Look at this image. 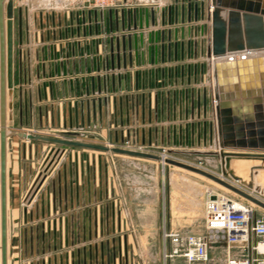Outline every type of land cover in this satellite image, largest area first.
Wrapping results in <instances>:
<instances>
[{"label":"crops","instance_id":"0c3cea01","mask_svg":"<svg viewBox=\"0 0 264 264\" xmlns=\"http://www.w3.org/2000/svg\"><path fill=\"white\" fill-rule=\"evenodd\" d=\"M154 1L119 0L117 7L101 11L89 8L84 0H23L26 17L22 44L17 15L22 4L20 0L13 1L14 89L9 95L13 108L8 118L12 135L8 139L7 171L9 264H186L181 256L165 263L162 219H167L168 228L183 238L205 234L209 184L196 174L174 167L168 169L165 186L159 162L148 159L67 148L35 200L30 205L27 200L52 146L18 134L66 137L65 111L68 118L69 109L74 111L75 104L83 100L80 88H85L86 80L97 76L98 63L102 64L109 54L110 41L116 40V34L109 29V13L153 6ZM172 2L157 0V5ZM96 13L107 16V30L101 22L99 34L95 31ZM146 68H135L133 72ZM152 68V87L148 75L145 87L140 75L139 90L133 85L128 91L117 92L116 106L112 103L105 109L101 120L97 115L94 122L91 116V127L81 132L78 140L109 147L121 146L126 140L149 145L152 140V145L165 146L177 155L197 156L200 160L223 154L229 172L235 173L232 162L243 163L251 176L255 167H264V149H221L219 144L223 140L219 137L213 148L175 146L167 127L182 123L161 121V97L176 87L168 86L167 77L164 88L155 87V66ZM211 75V71H206L205 82L192 88L203 90ZM197 79L200 80V66ZM210 87L215 98L218 88L214 85L212 88V84ZM53 113L55 124L59 115L61 126L53 127ZM47 186L51 213L46 204L42 215L40 195ZM168 247L172 251L175 245L169 243ZM209 256V264H226V246L213 244Z\"/></svg>","mask_w":264,"mask_h":264},{"label":"water","instance_id":"95a60500","mask_svg":"<svg viewBox=\"0 0 264 264\" xmlns=\"http://www.w3.org/2000/svg\"><path fill=\"white\" fill-rule=\"evenodd\" d=\"M20 2L22 5L17 15L20 44H22L26 11L23 8V0ZM154 2L153 6L109 13V29L112 34H116V40L110 41L109 54L102 64L98 63L97 76L86 80L85 88L83 86L80 88V96L83 100L75 104L74 111L69 109L68 118L65 111L63 127L66 131L64 136L68 138L18 134L32 142L52 146L28 193L29 205L39 194L46 179L58 167L67 148L161 162V158L154 154L78 140L81 137L80 133L91 127V116L96 122L97 115L101 120L105 109H108L112 103L114 107L116 106L117 92L128 91L133 85L139 90L140 75L144 82L143 86L145 87L147 74L149 87H152L153 65L155 87L161 85L164 88L166 77L168 86L171 87L173 84L176 87L166 97L165 95L161 97V121L182 123L167 127V131L172 133L175 146L179 144L181 147L185 145L201 148L203 145L204 148H213L216 137H219L223 140L219 144L221 149L225 147L264 149V56L214 62V59L227 54L264 49V0H173L166 6L157 5V0ZM15 15L13 1L0 0L1 264H9L7 171L8 139L12 134L8 130V118L10 109L13 108V103L9 102V95L14 89ZM83 22L85 23V19ZM94 22L96 34H99L101 22L104 24V30H107L106 14L101 17L96 13ZM198 66H200V80L197 79ZM135 68L146 69L142 72L138 70L133 72ZM205 71H211L214 87L218 88L215 98L209 89L211 87H205L203 90L192 88L193 85L205 82ZM185 85L187 88H177ZM54 116L53 113V127L56 124L61 126L59 115L56 124ZM116 140L118 142V138ZM149 145H152V140L149 141ZM68 157L70 158L69 154ZM165 162L170 166L202 176L264 210V189L254 182L245 184L233 174L234 180L251 189L254 188L263 198L186 163L174 160ZM260 170H264V167L257 166L251 178L254 179ZM57 174L60 175V170ZM54 187L55 179L52 180L53 197ZM49 196L50 190L47 186L40 195L42 215H45L46 204L48 213H51ZM35 205L36 208L40 207L38 202ZM55 211L53 201V212ZM56 226L57 222L56 225L54 223V227Z\"/></svg>","mask_w":264,"mask_h":264},{"label":"built area","instance_id":"2783aa9c","mask_svg":"<svg viewBox=\"0 0 264 264\" xmlns=\"http://www.w3.org/2000/svg\"><path fill=\"white\" fill-rule=\"evenodd\" d=\"M84 1L89 8L101 11L115 8L119 2V0ZM115 147L159 156L163 172L167 167L170 168L165 161L174 160L210 172L227 183L243 188L241 182L232 181L222 173L207 169L202 161L183 160L174 150L165 146L136 144L132 140H126L121 146ZM206 197L204 235L183 238L166 225L162 229L165 263L174 256H181L186 260V264H209L211 246L222 243L226 246L228 254L226 264H264V218L258 216L255 205L233 196L226 189L223 191L211 185L206 187ZM169 243L175 245L172 251L169 250Z\"/></svg>","mask_w":264,"mask_h":264},{"label":"rangeland","instance_id":"374dc122","mask_svg":"<svg viewBox=\"0 0 264 264\" xmlns=\"http://www.w3.org/2000/svg\"><path fill=\"white\" fill-rule=\"evenodd\" d=\"M209 81H208V86L210 87L211 86V84H212V86L214 85V80H212V75H211V79L209 78L208 79ZM208 86H206V87H208ZM111 147H115V146H111ZM179 158H181V159H183V160H188V161H191V162H199V161H202L203 163H204V165H205V167L207 168V169H209V170H211V171H213V172H216V173H219V174H224V175H226V176H228L229 177V179H231L232 181H235L234 180V176H233V171H230L229 172V168H227V162H226V160H225V156L223 155V154H221V155H219V157L218 156H211V157H203V159L202 160H200V158H198L197 156H190V157H184V156H178ZM153 161V160H152ZM155 162V161H154ZM170 168H174V166H170ZM175 168H177V167H175ZM257 167H255L254 169H256ZM168 169H169V167H167V169H166V171L165 172H163L162 171V169L160 168V174H161V177H162V179L164 180V182H165V186H167V183H168ZM180 169V168H179ZM182 170V169H181ZM181 172H188V171H181ZM188 173H190V172H188ZM193 174V173H192ZM197 175V174H196ZM197 176H199V175H197ZM202 179H204L205 180V182L207 183V184H209V185H211V186H214V187H216V188H218V189H220V190H225L223 187H221L220 185H218V184H215L214 182H212V181H209V180H207L206 178H204V177H202V176H200ZM251 177V176H250ZM251 183H253V181L251 182ZM241 184V186L243 187V188H245V189H247L249 192H251L252 194H254L255 196H257V197H261V198H263L262 197V195L260 194V193H257L255 190H254V188L253 189H251V188H249L247 185H245V184H243V183H240ZM166 189H167V187H166ZM227 190V189H226ZM228 192H230L233 196H237L238 198H241L240 196H238V195H236V194H234L233 192H231V191H229V190H227ZM163 192V191H162ZM164 194V193H163ZM165 195H166V193H165ZM163 196V195H162ZM243 199V198H242ZM264 199V198H263ZM27 200H29V198L27 197ZM243 200H245V199H243ZM246 201V200H245ZM248 202V201H247ZM256 207V212H257V214H258V216L259 217H263L264 218V210L263 209H261V208H259L258 206H255ZM168 224H169V222L167 221V219L166 220H164V218L162 219V222H161V225H162V229L164 228V226L166 225L167 227H168ZM0 264H1V254H0ZM164 264V263H163Z\"/></svg>","mask_w":264,"mask_h":264},{"label":"bare ground","instance_id":"6f19581e","mask_svg":"<svg viewBox=\"0 0 264 264\" xmlns=\"http://www.w3.org/2000/svg\"><path fill=\"white\" fill-rule=\"evenodd\" d=\"M264 56V49L260 51H251V52H243L238 54H227L225 56L218 57L214 59L215 63L225 62L227 60H231L233 58L235 59H241L242 57H261ZM231 169L235 170L234 176L237 178H240L243 183L245 184H251L253 181L254 184H258L264 189V171H260L259 174L253 179L251 178L247 166H245L243 163H233Z\"/></svg>","mask_w":264,"mask_h":264},{"label":"flooded vegetation","instance_id":"af4514ba","mask_svg":"<svg viewBox=\"0 0 264 264\" xmlns=\"http://www.w3.org/2000/svg\"><path fill=\"white\" fill-rule=\"evenodd\" d=\"M205 73H206V71H205Z\"/></svg>","mask_w":264,"mask_h":264}]
</instances>
